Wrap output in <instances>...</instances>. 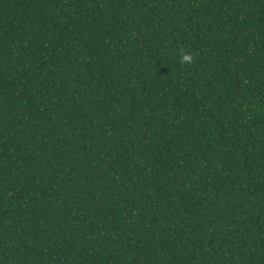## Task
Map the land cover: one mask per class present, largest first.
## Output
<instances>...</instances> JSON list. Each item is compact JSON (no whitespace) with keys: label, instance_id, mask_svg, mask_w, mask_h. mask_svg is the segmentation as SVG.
<instances>
[{"label":"trees","instance_id":"obj_1","mask_svg":"<svg viewBox=\"0 0 264 264\" xmlns=\"http://www.w3.org/2000/svg\"><path fill=\"white\" fill-rule=\"evenodd\" d=\"M0 264H264V0H0Z\"/></svg>","mask_w":264,"mask_h":264},{"label":"clouds","instance_id":"obj_2","mask_svg":"<svg viewBox=\"0 0 264 264\" xmlns=\"http://www.w3.org/2000/svg\"><path fill=\"white\" fill-rule=\"evenodd\" d=\"M192 61V56L191 54H184L182 57H181V63H191Z\"/></svg>","mask_w":264,"mask_h":264}]
</instances>
